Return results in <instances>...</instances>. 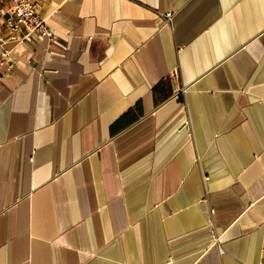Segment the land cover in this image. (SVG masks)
<instances>
[{
    "label": "crops",
    "instance_id": "1",
    "mask_svg": "<svg viewBox=\"0 0 264 264\" xmlns=\"http://www.w3.org/2000/svg\"><path fill=\"white\" fill-rule=\"evenodd\" d=\"M39 11L59 48L0 63V264H264V0Z\"/></svg>",
    "mask_w": 264,
    "mask_h": 264
},
{
    "label": "built area",
    "instance_id": "2",
    "mask_svg": "<svg viewBox=\"0 0 264 264\" xmlns=\"http://www.w3.org/2000/svg\"><path fill=\"white\" fill-rule=\"evenodd\" d=\"M0 9V63L6 62L7 72L14 69V59L10 49L6 47L7 42H30L36 35L40 39H46L51 49H58L59 37L49 27L47 18L39 11L40 0H4ZM171 14L167 13L165 22L169 23ZM186 91L182 88L179 94ZM216 243L220 245L219 238Z\"/></svg>",
    "mask_w": 264,
    "mask_h": 264
}]
</instances>
